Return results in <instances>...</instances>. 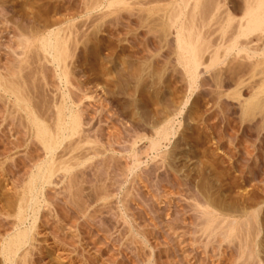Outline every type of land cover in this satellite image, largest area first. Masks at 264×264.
<instances>
[{
	"label": "rangeland",
	"instance_id": "obj_1",
	"mask_svg": "<svg viewBox=\"0 0 264 264\" xmlns=\"http://www.w3.org/2000/svg\"><path fill=\"white\" fill-rule=\"evenodd\" d=\"M176 1L0 0V71L18 70L21 31L36 38L62 30L71 83L32 36L27 77L17 80L27 79L49 124L62 94L83 120L84 143L56 164L79 160L39 188L26 264H264V108L243 113L228 69L223 87L203 67L192 82L171 23ZM220 1L212 42L243 9V0ZM181 10L187 26L191 10ZM11 102L0 91V264H8L2 252L22 192L48 159ZM163 127L166 138L157 133ZM205 208L215 212L209 219ZM31 222L29 212L22 227Z\"/></svg>",
	"mask_w": 264,
	"mask_h": 264
},
{
	"label": "bare ground",
	"instance_id": "obj_2",
	"mask_svg": "<svg viewBox=\"0 0 264 264\" xmlns=\"http://www.w3.org/2000/svg\"><path fill=\"white\" fill-rule=\"evenodd\" d=\"M243 1L244 3L241 14L238 17H235L230 13L226 21L221 23V36L217 42H212V39H214L215 36L214 38L210 39V37L207 36L209 34H207V30L209 29L211 20L213 18H217L216 11H218L222 6L220 0L176 1L175 7L178 9V11H176V13L172 16L171 23L174 26L177 25L176 42L178 43L180 55L182 61L184 62L183 65L187 69V74L190 75L192 82L198 77L200 68L203 67L205 72L211 73L213 80H215L216 86L218 88L223 87V81L225 82L224 78H227L223 72L224 70L226 71V69H228L226 72V74H228L230 71L228 78H235V76L233 77L232 75H236L237 77V80L235 78V90L231 96H234L236 100L240 101L239 104L242 106L241 110H243L244 114H248L257 108H264V0ZM184 7H189L191 10L189 24L187 26L182 25L183 12L181 9ZM215 15L216 17H214ZM234 22H237L234 29L236 31L235 35L232 39V36L229 37L231 41L227 42L226 40L228 36L226 35L229 33L226 32H228L229 28H233ZM21 32L22 34L19 35L20 39L17 41L21 42V44L19 43V46L22 48V52H18L19 57H16L18 62L15 61V63L17 62L18 64L16 63V65L13 66L14 68L15 66L16 68L18 67V70L14 69L11 71V73H4L0 71V91L13 99V102H11L15 108L12 109L13 111L16 110L23 112L22 118L28 122L29 126L34 132L35 138L43 145L48 159L45 163V166L41 165L38 167V173L40 176L32 178L29 182L27 181L28 184L26 185V188L23 192L21 191L22 195L20 197L21 203L19 204L18 208V222L15 226L16 231L7 240H5L6 242L2 252L4 254L5 261L8 264H20V262H18L20 251L25 247L27 248V244L32 243L30 240L33 239L31 237L34 234L33 232L36 228L38 213L41 208V202L39 201L40 197L38 198L39 188L44 187L45 183H49L53 175L59 169H62L65 172L71 171L74 163L70 160L73 158L75 160H79L78 156L72 154L69 156V158L61 160L58 165L56 162L58 158L60 159V157H64L66 154L73 153L79 149L82 142L84 141L81 136V133L83 132V120L81 121V114L79 115V113L76 112L72 106L68 105L65 94L63 95L61 93L62 97L60 98V102L58 104L56 101L55 104L58 106L57 109L55 107V111L53 110V112H55L54 116L56 117H54L55 120L52 119V124H49L47 122L48 120L43 114L46 112L40 113L43 109L39 110L40 112H38V108L35 107L37 105L34 106V103L31 102V98L33 97H31V93L28 94L27 92L29 84L27 85L24 83L27 79L25 81L23 80V82L21 80L18 81L21 78L25 79L26 75H24L25 73L23 74V72H25L24 67L29 66L28 63H24V60L26 55L28 56V52L32 50L31 42L34 41H32L30 37H35V32H32L34 35H29L27 33V37L24 36L26 34L23 33V31ZM51 32H48V35H40L34 39L40 43V46H38L41 47L40 52L43 53V59L45 58V61L47 60L55 63L58 71H60V73L57 72L60 78L62 80L64 79L66 84L71 83L69 81L70 76H68V72H66L68 67L67 64L69 62L67 60L71 51L69 49L71 46L69 45L70 47H68L66 43L68 39H66L65 42L64 38L61 36L62 30H60L61 33H59V31L54 32V30ZM36 34L38 35L40 33ZM36 40L34 43L37 42ZM29 48L31 50H29ZM42 57L40 58L42 59ZM26 83H28V81H26ZM243 87H246L250 90V97L245 98L244 100L241 99ZM50 110H52V108ZM157 133L161 135L162 138H166L168 135L167 127H163ZM66 139L70 140L69 144H64L66 146L62 148V153L60 154L58 153V150L61 148L64 140ZM159 144V141H153L152 147L156 149ZM206 209L207 208L202 209L201 212L202 215L208 216L209 219V217H212L215 212ZM29 212H32V222L30 223L29 227H22ZM233 227L231 228V231H234ZM236 231H238V229ZM235 233L236 235L241 234L238 232ZM23 251H21V253H23L21 256L22 261L20 260L21 264H24L27 258V254Z\"/></svg>",
	"mask_w": 264,
	"mask_h": 264
}]
</instances>
